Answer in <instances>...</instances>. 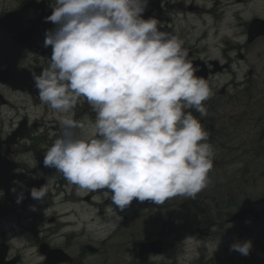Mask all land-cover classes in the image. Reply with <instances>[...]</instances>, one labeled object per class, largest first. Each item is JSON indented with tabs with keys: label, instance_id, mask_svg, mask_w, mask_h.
<instances>
[{
	"label": "clouds",
	"instance_id": "9594fccd",
	"mask_svg": "<svg viewBox=\"0 0 264 264\" xmlns=\"http://www.w3.org/2000/svg\"><path fill=\"white\" fill-rule=\"evenodd\" d=\"M147 3L54 0L46 21L55 28L43 42L51 56L32 74L41 103L59 114L61 125L43 165L81 189H107L120 211L134 199L157 205L195 199L213 168L210 132L193 115L207 114L210 87L195 74L183 41L162 31L156 18L143 17ZM81 99L95 118L77 135L74 129L85 128L74 119ZM47 192L46 183L30 196L42 200ZM112 213L115 227L121 218L113 207ZM251 247L236 242L230 251L247 256Z\"/></svg>",
	"mask_w": 264,
	"mask_h": 264
},
{
	"label": "flooded vegetation",
	"instance_id": "af4514ba",
	"mask_svg": "<svg viewBox=\"0 0 264 264\" xmlns=\"http://www.w3.org/2000/svg\"><path fill=\"white\" fill-rule=\"evenodd\" d=\"M53 4L54 0H14L9 10L0 13L3 16L17 11L15 20L3 21L0 27V264H264V237H220L221 247L201 250L169 249L162 235L153 239L76 237L71 233L55 236L72 224L68 218L76 214L75 207L89 202L91 195H82L83 189L69 183L54 167L43 165V155L60 135L61 125L59 114L41 103L32 74L46 67L51 56V47H44L43 42L46 30L55 28L46 21ZM143 17L156 18L162 31L183 41L195 74L210 87L212 97L204 102L205 107L223 105L235 77L230 70L232 64L247 60L251 48L255 67L248 73L254 100L262 101L264 138V0H148ZM228 73L229 82L225 80ZM36 109L41 111V120L34 114ZM73 111L74 119L85 125L73 131L77 135L86 133L95 113L83 99ZM46 117L51 119L45 121ZM46 183V197L31 198L30 189ZM227 218L225 224L239 227L237 232L243 227L256 230L261 222L227 223ZM45 224L55 228H49L42 237L44 229L40 226ZM199 228L202 230L196 233L200 239L219 238L212 237L216 232L211 227ZM132 238L136 240L134 249L127 247ZM141 240L160 243L156 249L141 251ZM244 241L252 244L247 256L230 251L231 244Z\"/></svg>",
	"mask_w": 264,
	"mask_h": 264
},
{
	"label": "rangeland",
	"instance_id": "374dc122",
	"mask_svg": "<svg viewBox=\"0 0 264 264\" xmlns=\"http://www.w3.org/2000/svg\"><path fill=\"white\" fill-rule=\"evenodd\" d=\"M13 3L14 0H0V13L10 9ZM251 53L250 48L247 60L233 62L230 70L235 77H232L233 85L228 86L229 93L225 95L223 105H208L206 115H194L210 132L209 143L214 150L210 182L195 199L177 196L162 205L151 200L141 202L134 199L120 211L111 205L108 190L83 189L82 195H91L90 201L77 205L76 214L72 213L68 218L72 224L61 228L55 236L71 233L76 237L153 239L162 235L166 237L169 249L201 250L221 247L220 237H264V216L256 225L257 229L252 231L243 227L237 232L239 227H230L224 222L228 215L247 206L264 214V138L260 121L263 108L259 106L262 101L254 100L252 77L248 75V70L255 67ZM230 77V73L226 74L225 80L232 81ZM34 114L39 120L43 117L38 109ZM49 119L51 117H46L45 121ZM105 200H108L106 205ZM112 207L121 218L115 227L112 225ZM40 227L44 229L42 237L49 233V228L50 231L55 228L49 224ZM196 227H211L216 232L212 237L219 238L200 239ZM128 242L127 247L134 249L136 240L132 238Z\"/></svg>",
	"mask_w": 264,
	"mask_h": 264
},
{
	"label": "water",
	"instance_id": "95a60500",
	"mask_svg": "<svg viewBox=\"0 0 264 264\" xmlns=\"http://www.w3.org/2000/svg\"><path fill=\"white\" fill-rule=\"evenodd\" d=\"M12 18L13 20L17 18L15 16V12H9L6 14L5 17L0 18V26L2 25V21L9 20ZM9 22V21H8ZM252 33L251 29L249 30V39H251ZM262 218V215L259 211H257L254 207H245L238 212L234 213L230 218L227 219V222H238V221H248V222H257L260 221ZM196 231L200 232V228H196ZM159 241H153V242H144L142 241L139 244V249L141 251H148L152 249L158 248Z\"/></svg>",
	"mask_w": 264,
	"mask_h": 264
},
{
	"label": "bare ground",
	"instance_id": "6f19581e",
	"mask_svg": "<svg viewBox=\"0 0 264 264\" xmlns=\"http://www.w3.org/2000/svg\"><path fill=\"white\" fill-rule=\"evenodd\" d=\"M69 204V203H68ZM71 204V203H70ZM66 205V204H65Z\"/></svg>",
	"mask_w": 264,
	"mask_h": 264
}]
</instances>
